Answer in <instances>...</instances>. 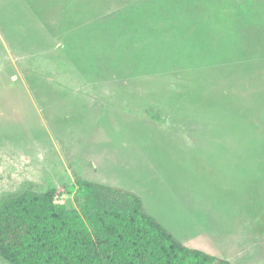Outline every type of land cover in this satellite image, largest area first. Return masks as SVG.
Segmentation results:
<instances>
[{
  "label": "rangeland",
  "instance_id": "374dc122",
  "mask_svg": "<svg viewBox=\"0 0 264 264\" xmlns=\"http://www.w3.org/2000/svg\"><path fill=\"white\" fill-rule=\"evenodd\" d=\"M78 176L264 264V0H0V200Z\"/></svg>",
  "mask_w": 264,
  "mask_h": 264
},
{
  "label": "trees",
  "instance_id": "16d2710c",
  "mask_svg": "<svg viewBox=\"0 0 264 264\" xmlns=\"http://www.w3.org/2000/svg\"><path fill=\"white\" fill-rule=\"evenodd\" d=\"M74 203L57 189L0 200V258L9 264H232L190 247L131 189L76 178Z\"/></svg>",
  "mask_w": 264,
  "mask_h": 264
}]
</instances>
